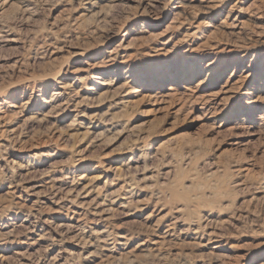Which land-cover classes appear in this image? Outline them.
<instances>
[{"label":"rangeland","instance_id":"374dc122","mask_svg":"<svg viewBox=\"0 0 264 264\" xmlns=\"http://www.w3.org/2000/svg\"><path fill=\"white\" fill-rule=\"evenodd\" d=\"M209 1L0 0V264H264V0Z\"/></svg>","mask_w":264,"mask_h":264},{"label":"bare ground","instance_id":"6f19581e","mask_svg":"<svg viewBox=\"0 0 264 264\" xmlns=\"http://www.w3.org/2000/svg\"><path fill=\"white\" fill-rule=\"evenodd\" d=\"M201 1H205V0H201ZM214 1V0H213ZM212 0L211 1H209L207 4H206V7L208 8V9H212V8H214V6H215V4H214V2H213ZM216 2V1H215ZM243 21V20H242ZM234 24V23H233ZM240 24H243L240 20H237V21H235V24L234 25H232V26H230V27H232V29H235L236 27H238ZM231 25V24H230ZM226 26V25H225ZM261 73H264V71H262ZM97 78H102V75L100 74V75H98L97 76ZM103 82V81H102ZM106 84V83H105ZM68 85V84H67ZM224 86V85H223ZM62 87H64V86H62ZM61 87V88H62ZM170 90H173V89H175L174 87H171V88H169ZM231 87H229V85H227L226 87H225V91H224V93H229L230 91H231ZM106 91V90H105ZM103 91L105 94H108L109 92L108 91ZM137 92H139L140 90H136ZM103 92H101L100 94L102 95V94H104ZM115 92V91H114ZM112 93V92H111ZM128 93V92H127ZM246 95L247 94H249L248 92H246L245 93ZM100 95V96H101ZM214 97V96H213ZM210 99V98H209ZM87 100V99H86ZM208 101V100H207ZM213 101V100H212ZM27 102V101H26ZM125 102V101H124ZM123 103V102H122ZM78 105H79V103H78ZM77 105V106H78ZM59 106V105H58ZM240 114L239 113H236V117L237 116H239ZM5 117V116H4ZM69 209V208H68ZM96 211V210H95ZM98 213V212H97ZM99 216V215H98ZM169 228V227H168ZM170 229V228H169ZM169 229H167V230H169ZM166 230V231H167ZM93 233H95V232H93ZM213 233V232H212ZM212 235H214V234H212ZM162 237H158L159 239H157L155 242L157 243V242H160L161 240H165V238H166V236H164V235H161ZM214 241V240H213ZM213 241H209V243H212ZM197 245V244H196ZM70 254V253H69ZM90 255V254H89Z\"/></svg>","mask_w":264,"mask_h":264}]
</instances>
